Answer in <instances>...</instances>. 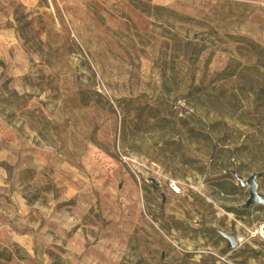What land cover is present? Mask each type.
I'll use <instances>...</instances> for the list:
<instances>
[{
  "label": "rangeland",
  "instance_id": "obj_1",
  "mask_svg": "<svg viewBox=\"0 0 264 264\" xmlns=\"http://www.w3.org/2000/svg\"><path fill=\"white\" fill-rule=\"evenodd\" d=\"M234 176L264 196V0H0V264H264Z\"/></svg>",
  "mask_w": 264,
  "mask_h": 264
},
{
  "label": "water",
  "instance_id": "obj_2",
  "mask_svg": "<svg viewBox=\"0 0 264 264\" xmlns=\"http://www.w3.org/2000/svg\"><path fill=\"white\" fill-rule=\"evenodd\" d=\"M234 179L237 181L239 188H249V197L247 201L239 206V209L245 210L254 205H264V196L257 193V185L255 183L256 176L250 177L248 180L243 181L241 178L234 176ZM224 239L227 241L228 248L237 247V241L234 238V235L231 233H224L222 231H217Z\"/></svg>",
  "mask_w": 264,
  "mask_h": 264
},
{
  "label": "built area",
  "instance_id": "obj_3",
  "mask_svg": "<svg viewBox=\"0 0 264 264\" xmlns=\"http://www.w3.org/2000/svg\"><path fill=\"white\" fill-rule=\"evenodd\" d=\"M48 1H52V0H48ZM169 187H170L171 191H172L174 194H178V193L180 192L179 187L176 186L174 182L171 183V184L169 185Z\"/></svg>",
  "mask_w": 264,
  "mask_h": 264
}]
</instances>
